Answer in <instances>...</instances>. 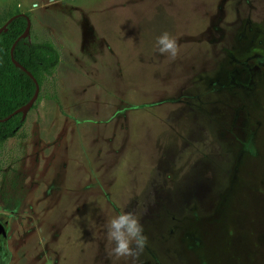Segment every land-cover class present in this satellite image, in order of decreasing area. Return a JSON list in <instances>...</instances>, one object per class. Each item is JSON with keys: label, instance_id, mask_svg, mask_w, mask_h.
Returning <instances> with one entry per match:
<instances>
[{"label": "rangeland", "instance_id": "1", "mask_svg": "<svg viewBox=\"0 0 264 264\" xmlns=\"http://www.w3.org/2000/svg\"><path fill=\"white\" fill-rule=\"evenodd\" d=\"M15 9L59 61L1 146L0 264H125L121 212L137 264H264V0H0V20Z\"/></svg>", "mask_w": 264, "mask_h": 264}, {"label": "trees", "instance_id": "2", "mask_svg": "<svg viewBox=\"0 0 264 264\" xmlns=\"http://www.w3.org/2000/svg\"><path fill=\"white\" fill-rule=\"evenodd\" d=\"M18 13L15 9L1 19L0 26ZM25 17H28L27 13L15 17L6 25V30L0 32V150L5 139L14 136L24 122L20 112L9 114L25 104L34 91V82L12 63L9 55L10 46L25 27ZM11 57L32 75L38 85L36 103L45 94V88L51 86V77L59 61L57 49L49 41L30 42L26 36L16 41ZM4 117L7 118L2 120Z\"/></svg>", "mask_w": 264, "mask_h": 264}, {"label": "clouds", "instance_id": "3", "mask_svg": "<svg viewBox=\"0 0 264 264\" xmlns=\"http://www.w3.org/2000/svg\"><path fill=\"white\" fill-rule=\"evenodd\" d=\"M37 7L38 4L33 5ZM156 50L174 60L179 54L177 39L167 31L161 33L156 38ZM106 229L107 256L114 261L123 259L125 264H137L148 242L139 218L132 212H121L108 219Z\"/></svg>", "mask_w": 264, "mask_h": 264}, {"label": "water", "instance_id": "4", "mask_svg": "<svg viewBox=\"0 0 264 264\" xmlns=\"http://www.w3.org/2000/svg\"><path fill=\"white\" fill-rule=\"evenodd\" d=\"M17 16H24L23 13L19 12L18 14H14L12 15L10 18H8L1 26H0V32L1 31H5L6 30V25L12 20L14 19L15 17ZM28 29H29V19L28 17H25V27L23 29V31L15 38L14 42L12 43V45L10 46V49H9V55H10V59L12 61V63L20 68L22 71H24L29 78H31V80L34 82V91H33V94L32 96L29 98V100L23 104L22 106L16 108L13 112H11V114L9 115H12V114H15V113H18L20 112L21 113V117L23 118L24 117V113L29 109V107L31 106V104L34 102L36 96H37V93H38V85L36 84L34 78L32 77V75L26 71L19 63H17L14 59H12L11 55H12V49H13V46L14 44L16 43L17 40L19 39H22V38H25L28 34ZM8 115V116H9ZM7 116V117H8ZM7 117H4L2 118V120H5ZM4 229L2 227V225L0 224V235L4 236Z\"/></svg>", "mask_w": 264, "mask_h": 264}, {"label": "flooded vegetation", "instance_id": "5", "mask_svg": "<svg viewBox=\"0 0 264 264\" xmlns=\"http://www.w3.org/2000/svg\"><path fill=\"white\" fill-rule=\"evenodd\" d=\"M24 14V13H23ZM28 38V37H27ZM35 101V100H34ZM33 104V103H32ZM32 104H31V106H32ZM31 106H30V108H31ZM23 119H24V117H23ZM19 131V130H18ZM17 133V132H16ZM16 133H15V135L14 136H16ZM14 136H12V137H14ZM12 137H9V138H12ZM9 138H7V139H5V141H4V143L5 142H7V140L9 139ZM0 157H1V155H0ZM1 159V158H0ZM0 177H1V175H0ZM4 223V222H3ZM4 236H2V235H0V238H3Z\"/></svg>", "mask_w": 264, "mask_h": 264}]
</instances>
